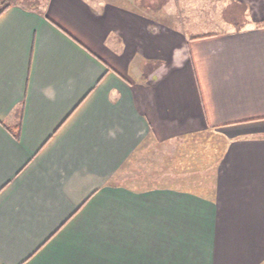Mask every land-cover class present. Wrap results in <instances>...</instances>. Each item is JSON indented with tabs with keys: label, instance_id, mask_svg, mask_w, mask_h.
I'll use <instances>...</instances> for the list:
<instances>
[{
	"label": "crops",
	"instance_id": "crops-1",
	"mask_svg": "<svg viewBox=\"0 0 264 264\" xmlns=\"http://www.w3.org/2000/svg\"><path fill=\"white\" fill-rule=\"evenodd\" d=\"M232 2L203 34L120 0L0 4V264H264V0ZM172 139L198 184L110 182Z\"/></svg>",
	"mask_w": 264,
	"mask_h": 264
},
{
	"label": "rangeland",
	"instance_id": "rangeland-1",
	"mask_svg": "<svg viewBox=\"0 0 264 264\" xmlns=\"http://www.w3.org/2000/svg\"><path fill=\"white\" fill-rule=\"evenodd\" d=\"M90 1L98 4L102 0ZM120 1L123 6L150 14L158 22L168 21L171 24L174 21L173 26L181 23L184 28L198 34L230 29V24H235V20L230 17V12H233V16L237 12L239 16L242 12L241 6L233 3L232 0H144L146 3ZM176 16L181 19L177 20ZM152 145V148L141 147L137 163L131 168L126 164L118 177L110 182L138 189L161 186L191 187L193 183L198 184L199 180L195 182V176L192 173L194 169L192 161L191 166L182 167L184 157H179L177 164L173 160L177 152L183 149L179 139L169 140L162 146L154 141ZM187 171L190 174L185 176L179 174Z\"/></svg>",
	"mask_w": 264,
	"mask_h": 264
},
{
	"label": "trees",
	"instance_id": "trees-1",
	"mask_svg": "<svg viewBox=\"0 0 264 264\" xmlns=\"http://www.w3.org/2000/svg\"><path fill=\"white\" fill-rule=\"evenodd\" d=\"M0 4H1V7H2V10H6L10 7H13V6H16L19 4V0H0ZM261 26H264V23H260L258 24V27H261ZM17 136V134H15ZM191 154H192V151L191 149H189V151L187 152V149L185 152H177V155H175L173 157V160L175 161V163L177 164V162L179 161V157H184L186 158L189 157V158H192L191 157ZM185 162L183 161V165H181L182 167H185V165L187 166H191V161H189L187 164H186V159H184ZM175 164V165H176ZM177 166V165H176Z\"/></svg>",
	"mask_w": 264,
	"mask_h": 264
}]
</instances>
